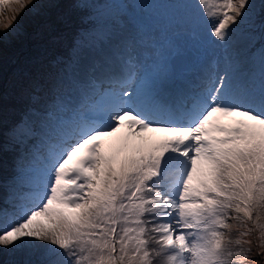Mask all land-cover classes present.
<instances>
[{
	"label": "snow or ice",
	"instance_id": "snow-or-ice-1",
	"mask_svg": "<svg viewBox=\"0 0 264 264\" xmlns=\"http://www.w3.org/2000/svg\"><path fill=\"white\" fill-rule=\"evenodd\" d=\"M36 9L0 0V264L264 257V0H39L17 46Z\"/></svg>",
	"mask_w": 264,
	"mask_h": 264
},
{
	"label": "rangeland",
	"instance_id": "rangeland-1",
	"mask_svg": "<svg viewBox=\"0 0 264 264\" xmlns=\"http://www.w3.org/2000/svg\"><path fill=\"white\" fill-rule=\"evenodd\" d=\"M257 5H259L260 0H256ZM39 10V0H37V9L36 10H25L24 13L18 18V24L20 26V29L23 33V36L20 40L15 41V44L17 46L25 44L30 39L31 35L39 28V26L42 23V17L38 15ZM6 52H11L13 49L11 46H9L10 42L6 41ZM27 256H17L13 257L11 255H4L0 256V259L4 260L5 262H9L12 260H23L27 259ZM262 262L264 264V257L258 256L256 254V251H254V254H251V257L246 262V264H259Z\"/></svg>",
	"mask_w": 264,
	"mask_h": 264
},
{
	"label": "trees",
	"instance_id": "trees-1",
	"mask_svg": "<svg viewBox=\"0 0 264 264\" xmlns=\"http://www.w3.org/2000/svg\"><path fill=\"white\" fill-rule=\"evenodd\" d=\"M254 251H255V249H253V252H252L253 254H254ZM258 263H259V262H258ZM259 264H262V262H260Z\"/></svg>",
	"mask_w": 264,
	"mask_h": 264
}]
</instances>
